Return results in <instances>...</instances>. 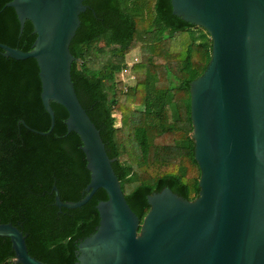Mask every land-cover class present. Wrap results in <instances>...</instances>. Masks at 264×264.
<instances>
[{"label":"trees","instance_id":"trees-1","mask_svg":"<svg viewBox=\"0 0 264 264\" xmlns=\"http://www.w3.org/2000/svg\"><path fill=\"white\" fill-rule=\"evenodd\" d=\"M11 0H0V43L29 51L37 35L31 21L20 32ZM70 50L77 95L101 132L125 197L141 222L148 195L171 188L198 196L190 83L206 69L212 40L203 28L173 13L171 0H86ZM0 48V223L25 234L30 254L48 264H74L77 244L99 224L103 188L77 208L91 174L79 135L69 132L67 109L42 101L39 66ZM126 78V79H124ZM44 132V133H42ZM11 240L0 236V264H15Z\"/></svg>","mask_w":264,"mask_h":264},{"label":"water","instance_id":"water-1","mask_svg":"<svg viewBox=\"0 0 264 264\" xmlns=\"http://www.w3.org/2000/svg\"><path fill=\"white\" fill-rule=\"evenodd\" d=\"M85 1L11 0L6 6L15 9L20 32L29 20L37 37L29 51L0 43L6 57L37 61L47 133L56 102L68 111V131L81 138L90 182L79 201H63L54 185L55 204L77 208L99 188L108 194L74 264H264V0H171L175 15L212 40L206 69L190 83L199 192L192 200L169 187L148 195L142 222L72 79L81 59L70 45L90 8ZM0 236L11 240L15 264H48L30 254L27 234L13 223H0Z\"/></svg>","mask_w":264,"mask_h":264},{"label":"rangeland","instance_id":"rangeland-1","mask_svg":"<svg viewBox=\"0 0 264 264\" xmlns=\"http://www.w3.org/2000/svg\"><path fill=\"white\" fill-rule=\"evenodd\" d=\"M124 79H126V78H124Z\"/></svg>","mask_w":264,"mask_h":264}]
</instances>
